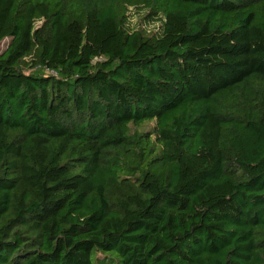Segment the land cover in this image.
<instances>
[{"label":"trees","instance_id":"trees-1","mask_svg":"<svg viewBox=\"0 0 264 264\" xmlns=\"http://www.w3.org/2000/svg\"><path fill=\"white\" fill-rule=\"evenodd\" d=\"M0 264H264V0H0Z\"/></svg>","mask_w":264,"mask_h":264}]
</instances>
